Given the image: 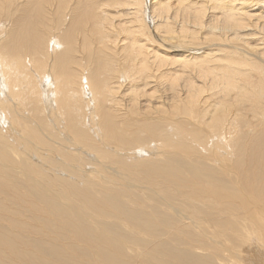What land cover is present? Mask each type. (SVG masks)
<instances>
[{"label":"bare ground","instance_id":"bare-ground-1","mask_svg":"<svg viewBox=\"0 0 264 264\" xmlns=\"http://www.w3.org/2000/svg\"><path fill=\"white\" fill-rule=\"evenodd\" d=\"M182 1L0 0V264H264V0Z\"/></svg>","mask_w":264,"mask_h":264},{"label":"rangeland","instance_id":"rangeland-1","mask_svg":"<svg viewBox=\"0 0 264 264\" xmlns=\"http://www.w3.org/2000/svg\"><path fill=\"white\" fill-rule=\"evenodd\" d=\"M119 1L120 0H111V2H113V4L111 5V8L109 9V13L114 15L113 22H115V24L121 23V24H125L126 25L128 20L120 17V15L116 12V6H117ZM177 1H182V0H159V2L161 4L169 3L168 5H162L166 9L165 11H167V7L170 6L168 8L169 9V13L175 14L173 20L172 21H168L169 24H170V28H171V31H172L173 35L176 34V33L179 35V33L182 31V29H180V24L178 26L176 25L182 19V15L179 14L178 9L176 8L177 4L175 2H177ZM197 1L198 0H185V1H182V3L193 5V4H197ZM144 2H146V0H144ZM175 11H176V13H175ZM145 20L149 22V19H145ZM156 20H158L157 24L160 25V22H159V19H158L157 16H156ZM117 33L119 35L117 36L115 49H121V48H123V44H126V43L130 42L131 37L129 36L128 33L124 32V31H121V30L120 31L117 30ZM146 47H148V49H154V48H152L150 46H146Z\"/></svg>","mask_w":264,"mask_h":264}]
</instances>
